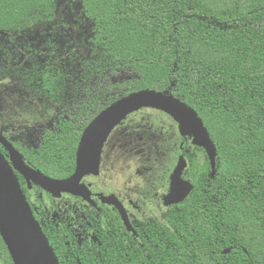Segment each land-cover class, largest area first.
Returning a JSON list of instances; mask_svg holds the SVG:
<instances>
[{"label":"trees","instance_id":"trees-1","mask_svg":"<svg viewBox=\"0 0 264 264\" xmlns=\"http://www.w3.org/2000/svg\"><path fill=\"white\" fill-rule=\"evenodd\" d=\"M69 20L75 39L60 32ZM0 33V81L63 115L37 149L16 145L44 175L68 177L85 126L141 89L193 108L216 147L214 176L205 155L191 160L193 190L165 216L173 231L161 226L144 246L102 244L100 264H264V0H0ZM85 40L106 56L80 59L70 76L68 50ZM121 72L135 77L111 83ZM69 81L71 103L61 99ZM0 262L13 264L1 237Z\"/></svg>","mask_w":264,"mask_h":264},{"label":"flooded vegetation","instance_id":"flooded-vegetation-1","mask_svg":"<svg viewBox=\"0 0 264 264\" xmlns=\"http://www.w3.org/2000/svg\"><path fill=\"white\" fill-rule=\"evenodd\" d=\"M148 109L154 110L150 112L160 119L151 120L154 124L151 128L149 124L145 126L139 123L135 127L126 124L128 117ZM62 116L58 110L52 129L44 132L56 131V125L63 120ZM128 117L107 137L100 154L98 174H87L80 181L88 187L90 201L66 193L60 198H53L33 183L28 185L24 177L16 172L20 186L23 184L26 188L23 192L36 220L57 245L56 249L63 258L61 264L103 262L106 258L99 256L102 244L110 246L114 240L125 248L133 244L144 246L151 236H157L155 234L161 226L173 231L165 216L177 204L164 203L165 196L170 192L171 176L182 159L184 167L181 178L192 184L190 162L193 157L206 156V153L192 144L191 137L181 136L178 124L165 112L144 108ZM146 129L152 133L147 134ZM41 138L34 147L20 146L9 141L15 147L17 145L21 149L35 150ZM23 158L29 165L24 155ZM108 197H114L115 202L122 207L131 230L125 225L118 208L106 201Z\"/></svg>","mask_w":264,"mask_h":264},{"label":"water","instance_id":"water-1","mask_svg":"<svg viewBox=\"0 0 264 264\" xmlns=\"http://www.w3.org/2000/svg\"><path fill=\"white\" fill-rule=\"evenodd\" d=\"M2 34V33H0ZM144 108L160 110L170 115L178 124L181 136L192 138V144L202 148L208 158L211 176L215 174L216 147L197 112L167 92L141 89L130 92L101 110L84 128L76 151L73 174L65 179L44 175L25 163L19 150L0 133V237L13 264H59L46 235L36 220L32 208L20 186L16 172L53 198L62 194L81 196L90 201V191L80 183L87 174H98L102 147L109 134L126 118ZM193 119L198 122L194 130ZM184 162L181 159L171 176L170 192L164 198L165 205L183 202L193 190V184L181 178ZM121 213L128 230L131 227L124 210L114 197L106 198ZM229 249L224 253H228Z\"/></svg>","mask_w":264,"mask_h":264},{"label":"rangeland","instance_id":"rangeland-1","mask_svg":"<svg viewBox=\"0 0 264 264\" xmlns=\"http://www.w3.org/2000/svg\"><path fill=\"white\" fill-rule=\"evenodd\" d=\"M134 77V74L121 72L111 76L110 82L123 83ZM148 110L128 117L126 124L128 123L130 127H135L139 123L145 126L149 124L151 128V125H154L151 120L160 119L152 113L155 112L154 110ZM57 113L55 106L44 103L41 98L22 89L17 82L10 80L0 82V133L7 136L13 143L25 147L36 146L40 142L42 133L52 129ZM150 131L145 130L147 134L152 133Z\"/></svg>","mask_w":264,"mask_h":264},{"label":"snow or ice","instance_id":"snow-or-ice-1","mask_svg":"<svg viewBox=\"0 0 264 264\" xmlns=\"http://www.w3.org/2000/svg\"><path fill=\"white\" fill-rule=\"evenodd\" d=\"M69 3L72 2V0H68ZM92 3H103L104 0H91ZM59 3H63V0H59ZM87 23V21L85 20L84 16H80L78 18V27L83 28L84 25ZM65 26H61L60 27V32L62 34H64L65 36H67L69 39H75L79 34L74 32L72 29V22L69 21H65ZM50 27V26H49ZM85 31L87 29H84ZM78 43V40H77ZM93 48V45L89 44L87 42V40H85L84 44L81 45L80 47H75L72 46L69 48L68 53H74V55L72 56V59L74 61H76V63H69L68 61H65L66 65H67V69L66 71L68 72V74L70 76H75V73L77 71V67L76 65L79 63L80 59H84L86 58V56H95L96 59H100L101 57H105L106 56V50L101 48V47H97L95 49V51H91V49ZM50 50V49H49ZM0 56H2V53H0ZM110 58V57H108ZM57 67H60L59 65H57ZM63 87V90L65 92V97H61V99L67 98L68 102L71 103L72 102V97H73V88H72V81H69L66 85H61ZM198 127V122H196L193 119V128L194 130ZM39 133L37 132V135Z\"/></svg>","mask_w":264,"mask_h":264}]
</instances>
